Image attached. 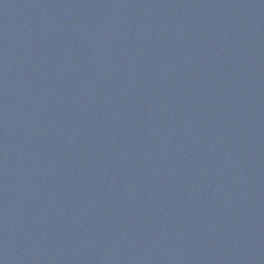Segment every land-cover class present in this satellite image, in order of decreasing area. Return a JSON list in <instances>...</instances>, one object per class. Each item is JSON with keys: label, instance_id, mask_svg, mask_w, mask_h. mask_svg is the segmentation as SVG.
I'll return each mask as SVG.
<instances>
[{"label": "water", "instance_id": "95a60500", "mask_svg": "<svg viewBox=\"0 0 264 264\" xmlns=\"http://www.w3.org/2000/svg\"><path fill=\"white\" fill-rule=\"evenodd\" d=\"M0 264H264V0H0Z\"/></svg>", "mask_w": 264, "mask_h": 264}]
</instances>
